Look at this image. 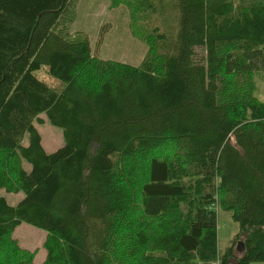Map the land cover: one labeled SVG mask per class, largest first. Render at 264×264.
Instances as JSON below:
<instances>
[{
    "label": "trees",
    "instance_id": "1",
    "mask_svg": "<svg viewBox=\"0 0 264 264\" xmlns=\"http://www.w3.org/2000/svg\"><path fill=\"white\" fill-rule=\"evenodd\" d=\"M78 1L0 0V191L23 195L0 198V264H34L22 224L45 233L41 264L264 263V103L236 69L264 48V0H123L137 66L70 32ZM215 208L239 228L222 256Z\"/></svg>",
    "mask_w": 264,
    "mask_h": 264
},
{
    "label": "rangeland",
    "instance_id": "2",
    "mask_svg": "<svg viewBox=\"0 0 264 264\" xmlns=\"http://www.w3.org/2000/svg\"><path fill=\"white\" fill-rule=\"evenodd\" d=\"M82 0L79 1V4ZM85 1V0H83ZM94 2L88 10L83 13L77 8L76 18L70 26V32H86L92 35V25L98 23L95 34L92 38V49L96 52V56L100 59H111L114 61L126 63L132 66H137L142 61L145 55V45L140 38L134 36L138 33L137 28L130 30L131 15L123 0L117 6H111V0H91ZM91 14V15H90ZM139 25L143 28L150 29L153 25L159 23L158 17H150L138 13ZM89 20V28H81L82 19ZM169 20V19H168ZM166 21V23L168 22ZM103 26V30L101 28ZM90 32V33H89ZM92 33V34H91ZM141 37V35H139ZM99 40V41H98ZM98 43L95 44V42ZM263 54V55H262ZM137 56V60L129 59L130 56ZM229 58V57H228ZM248 63L243 67H236V69L250 70L254 73V80L256 85V97L259 101L264 103V48L247 55ZM232 63V60H229ZM35 76L44 82L47 86L60 93L64 88V84L50 76L48 68L43 66L40 70L36 71ZM43 120L42 124L34 122V126L41 137V145L45 152L52 153L63 146L64 140L62 130L52 126L46 119L45 115H40ZM27 145V136L23 141ZM29 169V166L25 164ZM5 198L7 203L15 206L22 198V193L8 194L5 191H0V198ZM217 212V236H218V253L222 256L237 238L239 232L238 225L233 222L228 212L215 208ZM13 238L18 242L20 247L30 252H35L34 264H41L45 258V251L42 249V244L45 238V233L41 230L33 228L29 225H20L13 233ZM241 249L240 246L237 247ZM251 264H264V263H251Z\"/></svg>",
    "mask_w": 264,
    "mask_h": 264
},
{
    "label": "crops",
    "instance_id": "3",
    "mask_svg": "<svg viewBox=\"0 0 264 264\" xmlns=\"http://www.w3.org/2000/svg\"><path fill=\"white\" fill-rule=\"evenodd\" d=\"M80 1V0H79ZM79 1H78V3H77V8H78V5H79V9L80 10H82L83 11V13L85 12V10H88L89 8H90V6L94 3V2H91V0H85V1H81L80 2V4H79ZM77 8H76V13H77ZM91 15V14H90ZM76 20H77V18H76ZM82 25H81V28H83V29H86V28H89V26H88V23H89V20H87L86 18H84V19H82ZM97 27L98 26V23H95L94 25H92V32H93V34L92 35H90V34H87L85 31L84 32H82V31H78V32H81V33H84V34H86L88 37L90 36L91 38H92V36L95 34V32H96V29L94 28V27ZM90 33V32H89ZM90 39V38H89ZM92 39H90V41H91ZM95 44H96V42H95ZM129 59H132V60H137V56H135V55H132V56H130L129 57Z\"/></svg>",
    "mask_w": 264,
    "mask_h": 264
},
{
    "label": "flooded vegetation",
    "instance_id": "4",
    "mask_svg": "<svg viewBox=\"0 0 264 264\" xmlns=\"http://www.w3.org/2000/svg\"><path fill=\"white\" fill-rule=\"evenodd\" d=\"M238 246H239V245H238ZM238 246H237V247H238ZM237 247H236V250H237ZM240 250H241V249L238 248V251H240Z\"/></svg>",
    "mask_w": 264,
    "mask_h": 264
},
{
    "label": "water",
    "instance_id": "5",
    "mask_svg": "<svg viewBox=\"0 0 264 264\" xmlns=\"http://www.w3.org/2000/svg\"><path fill=\"white\" fill-rule=\"evenodd\" d=\"M241 244H242V243H238L237 246H238V245L240 246ZM241 246H242V245H241Z\"/></svg>",
    "mask_w": 264,
    "mask_h": 264
},
{
    "label": "built area",
    "instance_id": "6",
    "mask_svg": "<svg viewBox=\"0 0 264 264\" xmlns=\"http://www.w3.org/2000/svg\"><path fill=\"white\" fill-rule=\"evenodd\" d=\"M212 264H218V262H214V263H212Z\"/></svg>",
    "mask_w": 264,
    "mask_h": 264
}]
</instances>
